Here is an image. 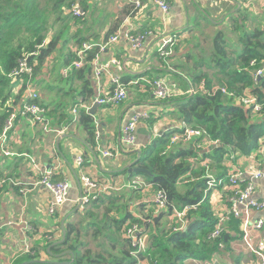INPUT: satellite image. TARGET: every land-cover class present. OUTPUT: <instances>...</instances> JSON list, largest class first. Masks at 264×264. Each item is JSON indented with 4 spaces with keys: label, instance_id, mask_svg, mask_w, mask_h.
<instances>
[{
    "label": "crops",
    "instance_id": "crops-1",
    "mask_svg": "<svg viewBox=\"0 0 264 264\" xmlns=\"http://www.w3.org/2000/svg\"><path fill=\"white\" fill-rule=\"evenodd\" d=\"M133 1L78 0L81 10V16L78 18L83 20H74L67 33L65 24L60 21L62 19L52 24L53 27L59 23L60 27L55 30V33H61L59 39H54L56 57L61 62H58L57 69L53 62L48 71H52L56 78L51 87L60 99L48 97L52 92L49 89L48 94L37 93L36 90L35 92L38 94L37 99L42 100L40 102L42 107L47 109L45 116L49 122L48 127L52 129L66 127L58 133L53 132L51 128L50 132H44L40 124L34 123L29 117L17 114L12 129L7 132L5 139L0 141V177L22 184L20 187L4 184L0 189V264H13L24 257L27 251L37 252L41 261H55V258L51 259L47 255V251H43V247L48 242L54 241L56 244L61 240L63 219L65 222L74 223L75 216L87 208L89 203L81 201L84 196L88 198L123 193L125 199L121 201L128 204L127 214L148 222L149 220L144 218L150 208L146 207L154 203L156 191L151 186L132 188V182L140 176H131L127 167L144 156L156 141L168 135L170 137L174 129H179L180 124L184 123L179 120L176 105L170 99L207 92L203 82H200L205 78L211 80L212 87H222L221 80H225L226 74L237 68L234 64L224 69L222 58L214 55L216 41L226 44L225 60H236L237 53L244 48L243 36L250 35L255 29H264V0H165L169 6L167 13L162 12L149 0H142L140 7H135ZM67 13L64 16L70 17V12ZM193 20L197 21L192 23ZM202 21L211 25L216 32L194 31ZM118 32H129L132 35L151 34L137 49H132L125 40L119 39L117 43L108 44L104 51L98 52L97 46L105 44L109 36ZM77 33L80 35H76ZM164 36L171 37L173 41L167 48L170 54L165 59L159 57L157 52L160 40ZM220 36L222 39H217ZM85 43L96 45L93 50L98 52V63L92 64L90 75H86L90 93L84 88L78 74L84 63L79 68H71L69 75L63 74V69L75 61V59L70 61L71 57H79L78 51ZM112 61L118 62L120 68L117 69ZM95 67L101 69L99 76L95 75ZM46 70L45 68L39 71L36 76L37 82L48 84ZM117 76L124 80L126 99L119 104H97L94 116H91L89 111L94 105V100L112 90L111 81ZM197 76L201 77L200 83L194 79ZM156 79H163L169 86L173 94L171 98L160 100L155 97L150 82ZM57 83H61L62 86ZM13 100L22 105L19 98ZM13 100H9V105ZM65 102L70 103L67 108L64 106ZM21 109L14 107L13 113H19ZM73 109L76 111L75 114ZM84 111L92 117L96 128L95 135H99L98 141L94 136L96 142L94 149L88 146L87 133L78 121L80 113ZM137 112H147L148 116L140 119L136 125L135 146H127L122 142L121 130L127 119ZM62 116L66 118L62 119ZM31 124L39 127L41 134L30 128ZM190 144L194 146V143ZM206 144L207 142L204 143ZM260 144V147L250 155L233 154L226 157L224 168L227 174L235 171L264 170L262 165L264 137ZM179 145L185 148L189 144L179 143L174 146ZM106 151L112 156H104L103 153ZM78 157L82 159L80 165L76 164ZM205 160L202 162L203 166ZM190 161L193 167L197 166L193 160ZM45 171L50 172L48 176L51 181H66L69 184L66 201L58 207L54 216L47 213L48 204L52 199L51 193L46 187L38 184ZM81 175L90 177L91 181L101 187L100 190L86 194L80 181ZM222 179L225 178L219 179L220 183L226 184V181H221ZM186 182L182 180L178 183L180 192L184 191ZM133 189L138 192L133 193ZM229 191L230 188L226 185L209 191L208 203L213 216L218 218L229 209ZM133 195L138 197L134 198ZM253 199L264 203V179L254 181ZM175 210L173 209L170 214H166V208L153 210L156 217L162 214L158 216L160 228L170 226L173 231L176 228L185 230L198 218L196 215L189 221L186 215V219L179 220L174 215ZM262 216L264 207L261 211L252 212L251 220L255 221ZM85 217L88 220V217ZM211 220L213 221V217ZM235 221H239V224H235ZM136 225V237L140 236L144 240L143 247L138 250L144 251L147 233L145 228ZM130 226L128 225L125 231ZM222 227L225 241L220 242L222 247L214 252L210 260L189 258L183 264H260V260L251 252V247L244 243L240 232V220L229 218ZM49 234L52 239L48 241L46 237L50 236ZM249 234L253 244L264 239L263 232L257 233L251 229ZM132 242L130 239V243ZM135 264H150V261L142 256Z\"/></svg>",
    "mask_w": 264,
    "mask_h": 264
},
{
    "label": "trees",
    "instance_id": "trees-1",
    "mask_svg": "<svg viewBox=\"0 0 264 264\" xmlns=\"http://www.w3.org/2000/svg\"><path fill=\"white\" fill-rule=\"evenodd\" d=\"M40 1L0 0V135L6 119L14 112V107L21 108L23 104L33 103L43 106L40 99L32 101L25 98L27 81L25 76L17 79L23 87L17 95H12L16 82H13L9 74L17 66L19 59L29 56L30 62L37 63L30 80L35 86L36 73L47 68L48 65H44V61L48 60L50 54L55 51V39L58 40L61 33L57 37L52 35V38L48 39L46 7L50 6L56 13V17H53L52 23H54L62 19V15L66 12L69 14L72 4L78 0H45L44 4ZM70 16L72 17L71 14ZM217 39L222 38L220 36ZM242 40L244 48L237 53L236 60L230 61L224 59L225 42L216 41L214 55L222 58L224 69L234 64L237 66L226 74L225 80H221L222 87L214 88L209 78L200 81L201 77L197 76L194 79L203 82L207 92L170 99L176 105L179 120L192 128L204 129L209 139L218 140L219 145L210 146L209 151L197 150L192 144L185 148L179 145L162 154L169 142L168 135L156 141L136 162V166L146 169L150 176L129 173L131 176L144 178L156 192H164L167 198L166 214H170L173 209L181 210L184 207L194 206L197 211L189 209L187 213L189 221L198 216L194 223H190L187 229L179 231H173L170 226L160 228L158 216L162 214L154 216V203L146 207L150 208L144 218L149 220L146 222L143 218L127 214L128 204L121 201L125 199L123 193L94 196L88 201L89 209L85 213L88 220L85 217L78 224L66 221L64 241L58 244L52 241L44 245L43 251L49 249L46 253L51 259H56L54 262L135 264L138 259L145 256L150 264H183L189 258L210 260L214 252L220 249L219 243L225 241L223 233L215 239H209L217 218L213 216L208 203L207 175H211L216 180L225 178L221 181L227 183L229 174L224 168L225 158L233 154L250 155L260 147L264 137V74L259 78H253L257 70L264 69V32L262 29H255L250 35H244ZM42 44L43 46H40ZM96 54V50L85 53L84 65L78 73L84 88L89 93L91 90L86 75L91 73L92 61ZM72 59L78 58L71 57L70 61ZM251 61H254L253 65L250 64ZM122 81L124 82L123 79ZM221 89H224L225 94ZM247 94L256 98L261 107L255 115H251L250 110L245 109L241 103L236 104L239 98ZM16 97L22 100V105L13 100ZM9 100H13L11 105L8 104ZM65 118L62 116V119ZM78 121L87 133L88 146L92 149L96 148L94 139L96 128L92 117L84 111L80 113ZM190 159L197 164L196 167H193ZM204 159H209L208 165H202ZM182 180L187 182L184 184V191L180 192L178 183ZM132 191L138 192L135 189ZM206 192L208 193L205 194ZM133 196L138 197V195ZM98 208L101 210L97 211ZM133 224H138L140 228L146 230L147 244L144 251H139L138 247L130 243L129 238L124 237L126 227ZM235 224H239V221H235ZM82 234L83 238H81ZM68 251L72 256L70 254L61 256ZM13 264L49 263L41 261L37 252L33 251Z\"/></svg>",
    "mask_w": 264,
    "mask_h": 264
},
{
    "label": "built area",
    "instance_id": "built-area-1",
    "mask_svg": "<svg viewBox=\"0 0 264 264\" xmlns=\"http://www.w3.org/2000/svg\"><path fill=\"white\" fill-rule=\"evenodd\" d=\"M154 5L158 6L159 9L167 13L169 10V6L165 2V0H149ZM142 0H134L133 3L135 7L141 6ZM70 14L73 17H80L81 16V10L79 7V3L75 2L72 4L70 9ZM151 33H145V34H136L132 35L129 32L124 33H115L108 37V39L104 42L105 44L99 45L98 52L104 51V47H106L108 44H115L119 41V39L125 40L132 49H137L141 47V45L144 42V39L150 35ZM172 38L169 36H164L160 40V44L158 47V55L161 58L167 57L170 54V51H167V48L172 44ZM44 44V43H43ZM40 45V46H43ZM96 47V45L92 44H82L81 48L78 51V59L73 61L70 66L63 69V74L65 76L69 75V71L71 68H79L83 63L85 59V53L87 51L93 50V48ZM98 52L96 51V55L93 58L92 64H97L98 62ZM112 63L117 67V69L120 68V65L118 62L112 61ZM251 65L254 64V61H251ZM36 62H30L29 56H24L23 58L19 59L17 61V66L10 72L9 77L13 80V82H16L15 85V91H19L22 89L23 85H20L17 81L22 76H25L27 78V81L25 82V91L24 95L25 98L27 97L29 100H35L38 97V94L35 92V89L33 88L32 84L30 83V80L32 79L34 75V69L36 67ZM95 75L99 76L101 73V69L98 67H95ZM264 74V69H259L253 74V78H259ZM112 83V90L108 92L106 95L102 97H98L94 100V104L99 105H110V104H119L123 102L126 99V89L125 85L121 79V77L117 76L114 77L111 81ZM153 94L156 98L160 100L169 99L172 97L171 90L169 86L165 83L163 79H156L150 82ZM223 93L224 90H222ZM238 103H241L245 106L246 109H249L251 113L258 112L261 107L258 104L256 98L250 95H245L237 100ZM10 101H8V104ZM21 111L19 113H12L5 121L2 133L0 135V141H3L6 137L7 132L12 129L14 125V121L16 118V115L19 114L21 116L29 117L34 123L40 124L42 126V130L44 132H50L51 128L48 127V120L46 119L45 113L46 110L38 105V104H23L21 107ZM75 109H73V113L75 114ZM148 114L147 112H137L134 113L131 117L127 119L125 124L122 127L121 130V137L122 142L127 146H135V128L137 123L140 119L147 118ZM66 127V126H65ZM65 127H61L60 129H52L53 132L58 133L62 132ZM96 141L99 139V135H95ZM207 142L206 145L204 143ZM185 144L188 145L190 143H194V147L197 150H204L207 149L210 146L219 144L218 140H210L207 137V134L205 130L200 128H192L187 126L184 123L180 124L179 129H174L172 135L169 137V142L165 150L162 152V154H165L171 147H173L176 144ZM8 154V153H6ZM104 156H112V154L109 151H106L103 153ZM82 162L81 157H78L76 160V164L80 165ZM209 161L206 159L204 161V165H207ZM262 165L264 167V160L262 162ZM50 172H44L40 180L38 181V184L43 185L46 187L49 192L51 193L52 199L48 204L47 207V213L50 216H54L56 213V210L58 207L62 206L64 202L66 201V197L69 190V184L66 181H51L49 178ZM207 190L210 191L212 189H216L218 186H229L230 191L228 192V201H229V209L227 212L220 214L217 218L216 224L214 228L212 229L209 239H215L223 233V223L229 219L234 218L240 220V232L242 237L244 238V243L249 245L251 247V252H253L256 257L260 260V264H264V239L259 240V242L253 244L252 239L250 237V230H262L264 228V216L256 219L255 221L251 220V213L255 211H261L264 207V203L258 202L253 199V193H254V181H257L259 179H264V170H257V171H249V172H241V171H235L228 176L227 183H220V180H216L211 175H207ZM80 181L82 183L84 192L87 194L88 192H95L96 190H100L101 187L97 186L93 181L90 180V177L86 175L80 176ZM4 184H11L15 187H20L22 184L20 182H15L11 180H6L4 178L0 177V189H2ZM147 187L149 186L141 177L136 178L132 184V188L136 187ZM22 192V191H21ZM206 192L205 194H207ZM94 196H89L86 198L85 196L81 198L82 203H87L89 201V198ZM167 204V198L164 192L157 191L154 195V206L155 210L159 211L161 209H165ZM189 209H194V206L186 207L182 210H175V217H177L179 220L186 219L187 212ZM28 230H31L30 227H27ZM137 230V225L133 224L131 225L126 231V237L129 239H132L133 242L131 243L134 247H138V249H141L143 247L144 240L142 237L139 236L136 237L135 232ZM176 231L181 230V228H176ZM264 233V231H262ZM51 234V233H50ZM49 234V235H50ZM139 234V233H138ZM46 239L50 240L52 239L51 235L46 237ZM219 247H222V244L219 243ZM143 249V248H142ZM27 253H32L31 251H27Z\"/></svg>",
    "mask_w": 264,
    "mask_h": 264
},
{
    "label": "rangeland",
    "instance_id": "rangeland-1",
    "mask_svg": "<svg viewBox=\"0 0 264 264\" xmlns=\"http://www.w3.org/2000/svg\"><path fill=\"white\" fill-rule=\"evenodd\" d=\"M40 3L41 4H44L45 3V0H41ZM46 9L47 10L45 12V18L47 19V22H48V25H47V28H48L47 37H48V39H51L52 38L51 36L55 33V30L58 29V28H60V27H59V23H56L52 27L53 17L54 16L56 17V13L52 10V8L50 6H47ZM81 19L83 20V18H73V17L71 18V16L70 17H65L64 15H62V23L65 24V27L64 28H66V33L69 31V28H70V26H71V24L73 23L74 20L81 21ZM196 21L197 20H193L192 23H195ZM194 31H199V32L202 31L203 33H210V32L211 33H213V32L215 33L216 32V30L211 25H209L207 23H204L203 21L194 29ZM262 31L264 32V29H262ZM57 35L58 34L56 32L55 33V37H57ZM76 35H80V33H77ZM13 42H14V39H13ZM50 56L51 57H49L48 60H45L44 61V65H48L47 68H46L47 70H46V76H45V77L49 78L48 84H44V82H40V83L37 82L36 85L33 86V87L35 88V90L37 91V93L38 92H43L45 94H48L50 91H52V92H50L48 94V97H50L51 99H60V96L58 94H56L55 92H53V88L51 87V85L56 82V78L53 76L52 71H48V70L51 69V65L53 64V62H54V66L57 69L58 66H59L58 62H61V61L55 59L56 56H57V50L56 49H55V51H53L50 54ZM165 58L166 57H164L163 59H165ZM52 68H53V66H52ZM38 73L39 72L36 73V76H37ZM63 82H65V81H63ZM41 83H43V84H41ZM40 84H41V86H40ZM57 84L59 86H62L61 83H57ZM47 89H49L50 91H48ZM15 93H17V91H15ZM12 95H13V93H12ZM69 104H70L69 102H65L64 103L65 108H67L69 106ZM65 108H64V110H65ZM30 128L35 129V131L38 132L39 134H41V132H42L39 127H34L33 124L30 125ZM32 158L34 159V161H36V159L34 158V156H32ZM86 204H88V202ZM87 209H89V206H87V208H85L84 210H82L79 215L75 216V218H74L75 219L74 220V224H78L80 222V219H82L83 217H85V213H86ZM96 210L97 211H100L101 209L98 208ZM81 216H82V218H81ZM262 231H264V228L262 230H254V232H257V233H262ZM251 236H252V233H251ZM81 238H83V234L81 235Z\"/></svg>",
    "mask_w": 264,
    "mask_h": 264
},
{
    "label": "water",
    "instance_id": "water-1",
    "mask_svg": "<svg viewBox=\"0 0 264 264\" xmlns=\"http://www.w3.org/2000/svg\"><path fill=\"white\" fill-rule=\"evenodd\" d=\"M97 106H98L97 104H94L92 109H90L89 114L91 116H94V110L96 109ZM138 155H140L139 152H138ZM127 171L129 173L144 174V175L150 176V173L146 169L136 166V163H134V162L127 167ZM77 208H79V206H77ZM64 222H65V219H63L61 221L62 238H61L60 241L56 242V244L63 242L64 239H65L66 231H65V228H64ZM47 252H49V249H47ZM66 254H70L72 256V253L69 252V251L63 253L61 256L66 255ZM47 263H49V264H58L57 262H54V261L47 262ZM63 264H66V262H64Z\"/></svg>",
    "mask_w": 264,
    "mask_h": 264
}]
</instances>
